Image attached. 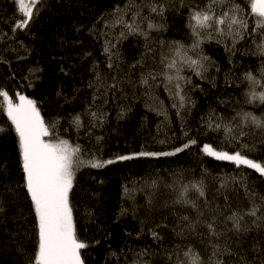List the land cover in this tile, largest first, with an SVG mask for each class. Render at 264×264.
I'll return each mask as SVG.
<instances>
[{"label":"trees","instance_id":"16d2710c","mask_svg":"<svg viewBox=\"0 0 264 264\" xmlns=\"http://www.w3.org/2000/svg\"><path fill=\"white\" fill-rule=\"evenodd\" d=\"M131 2L41 0L37 5L39 12L28 27L16 29L15 24L22 18L16 3L0 0V90H7L14 102H18L17 93L36 100L45 122H56L54 136L82 145L83 159L94 155L107 160L141 151H173L190 138L198 141L176 156L138 157L103 168L79 169L71 203L77 236L90 245L82 250L85 264H135L145 249L152 254L142 259L150 264H174L176 255L169 261L168 253L178 252L183 260V251L189 246L208 264L213 251L210 241L221 246L228 244L233 251L247 254L249 260L255 259L252 246L259 241L258 246L264 247V233H249L242 238V247H238L239 238L231 233L225 232L219 240L209 237L203 221L216 217L217 230L223 229L224 216L249 207L240 176L246 177L250 190L260 194H264V177L252 169L217 161L200 149L203 144L227 145L223 128L217 131L208 127L210 118L214 125L220 117L224 118L223 123L236 117L235 127L238 112L264 113V106L245 103L249 91L245 74L251 72L261 79L264 68V56L256 54L261 36L259 32L246 34L235 47L231 38L214 34L212 40L204 39L189 55L194 59L201 52L207 56L206 70L201 78L184 67L181 75L191 83L185 86L186 101L180 108L178 98L164 87L163 76L149 80L152 87L140 81L149 72L165 70L161 56H172L173 42L191 45L194 37L189 27L190 9L203 7L207 0H163L167 9L163 18L144 7L143 16L163 24L161 30L149 33L148 40L140 35L121 38L123 25L113 26L117 9L123 10ZM236 2L245 12L249 11L247 0ZM135 3L141 4L142 0ZM135 11L130 8L125 19L131 22ZM253 22L254 17L249 18L250 33ZM143 27L147 28V21ZM106 47L114 54L111 68ZM113 82L117 87L110 89ZM98 85H102L99 91ZM94 96L98 97L95 103ZM89 108L105 112L104 121L90 124ZM77 115L83 124L79 129L73 123ZM0 127L5 129L0 132V200L4 207L0 213V264H27L36 250V219L23 187L18 137L3 110ZM245 131L249 135L233 143H254L257 150L250 156L264 157V134L247 128ZM98 137L102 139L97 140ZM181 170L183 183L204 180L208 204L195 192H190L189 197L196 200V209L172 203L176 193L166 185L173 183V174ZM229 177H236L237 182L227 190L220 188V182ZM153 180L159 181L156 189L148 187ZM183 216L201 221L195 232L185 227L187 222L180 219ZM250 219L245 217L246 221ZM181 229L183 236L178 235ZM153 230L162 239H154ZM236 259L232 257L233 262Z\"/></svg>","mask_w":264,"mask_h":264},{"label":"snow or ice","instance_id":"6c2138e0","mask_svg":"<svg viewBox=\"0 0 264 264\" xmlns=\"http://www.w3.org/2000/svg\"><path fill=\"white\" fill-rule=\"evenodd\" d=\"M14 2L22 17L15 24V28H27L34 15L38 14L37 5L41 3V0H14ZM247 2L249 5L248 12H245L236 0H207L203 7L197 5L191 8L189 27L194 37L191 45L186 46L180 42H173L172 56H161L160 62L165 65V70L161 73L149 72L146 77H142L140 83L152 87L153 85H149V80L155 81L157 76H163L164 87L170 94L178 98L179 107L183 108L186 101L184 89L191 82L181 73L187 66L195 75L203 78L202 71L206 70L204 62L208 61L209 58L201 52L199 58L194 59L189 53L198 49L204 39L210 41L214 38V34L219 37L231 38L233 47H235L240 40L245 38L246 34L252 35L259 32L261 43L256 45V54L264 56V0H247ZM133 7L136 11L133 12L131 22H129L125 16ZM144 7L148 8L149 13H154L161 18L167 10L163 0H142L141 4H136L135 0H132L125 9L118 8V15L113 21V26L123 25L124 31L120 33L121 38H125L127 35H140L148 40L151 31H159L163 28L162 23H154L147 16L142 15ZM217 9H219V13ZM251 17H254V22L250 33L248 29L249 18ZM144 21H147L146 29L143 27ZM217 42L221 41L217 40ZM149 50L151 51V49ZM105 52L109 53L108 67L111 68V56L114 54L107 47ZM260 75L261 79H257L251 72L245 74V79L249 82V91L245 94V103L254 107L264 106V68L261 69ZM96 79L97 81L101 80L99 74H97ZM100 86L102 85L97 86V91H99ZM155 86L158 87L159 85ZM116 87L115 82L109 85L110 89ZM15 95L18 102H14L13 96L7 90H0V110L6 113L18 137V149L24 179L23 187L30 198L36 219V250L27 264H85L82 250L87 249L90 245L77 236L71 203L76 174L81 167L98 169L118 161H128L138 157L176 156L198 143L196 139L190 138L173 151H141L131 155H117L115 158L107 160L94 155L89 159H83L82 152L84 149L82 145L73 144L67 139L54 136L53 130L56 128V122H45L36 100L19 93ZM97 98L94 96L93 103ZM173 106L177 107L176 104ZM87 114L92 118L90 124L93 121L102 123L107 115L102 110L92 111L91 108ZM237 117H239V122L235 123V127H233V123L236 117H233L232 122L229 123H223L224 118L220 117L218 118L220 122L214 125L210 118L208 125L213 130L224 129L226 147L231 148V150H226V147L221 145L214 147L212 144H203L200 150L204 155L217 161L230 162L237 168L243 166L252 169L260 177H264V157L250 156L257 150L256 145L247 142L233 143L249 135V132L245 131L246 128L264 134V113L256 115L254 111H241L237 113ZM73 123L78 129L83 126L79 115L73 119ZM4 130L0 127V132ZM100 139L102 138H97V140ZM261 144H264V140H261ZM173 175L174 182L166 185L176 193L175 199L172 201L173 204L196 209L198 207L197 202L189 197L190 192H195L198 198H204L205 204L209 203L206 197L207 186L203 179L183 183L182 170ZM239 179L245 195L249 199V207L243 211L233 210L229 215L224 216L225 227L220 231L217 230L216 217L210 221H203V225L206 227L209 237H215L219 240L225 235V232L231 233L239 238L237 245L242 247V238L249 233H264V194L250 190L245 176H240ZM236 182V177H229L222 180L219 187L227 190L230 184ZM177 185H179L178 188ZM148 187L158 188L159 181L153 180L148 184ZM148 203L151 206V199ZM3 212V201L0 200V213ZM199 215L203 216L204 213L199 212ZM220 215H223L222 211ZM245 217H250V221H246ZM180 219L187 222L185 227L192 232H195L197 225L201 223L200 220L192 221L188 216H183ZM229 223L231 227H227ZM183 233L184 229H181L178 235L183 236ZM152 235L154 239H162L155 230L152 231ZM210 245L213 251L208 264H264V247L258 246L259 241L254 242L252 246L251 251L257 254L256 258L252 260H249L247 254L233 251L228 244L221 246L219 243H211L210 241ZM151 254L147 249L143 250L138 254L141 259L135 264H150L149 260H144L142 257ZM174 254L177 257L174 264H205L201 255L190 246L183 251V260L179 258L177 252L168 253L169 261H172ZM233 256L237 257L235 262L232 260Z\"/></svg>","mask_w":264,"mask_h":264}]
</instances>
